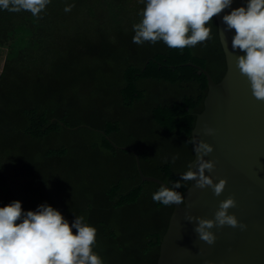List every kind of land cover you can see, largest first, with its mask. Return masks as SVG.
Masks as SVG:
<instances>
[{
	"label": "trees",
	"instance_id": "obj_1",
	"mask_svg": "<svg viewBox=\"0 0 264 264\" xmlns=\"http://www.w3.org/2000/svg\"><path fill=\"white\" fill-rule=\"evenodd\" d=\"M143 7L51 0L38 16L0 10V206L47 202L70 223L83 216L104 264H157L174 205L152 199L161 184L141 180L136 156L143 174L180 179L208 89L194 65L216 82L226 71L215 17L194 47L135 44Z\"/></svg>",
	"mask_w": 264,
	"mask_h": 264
},
{
	"label": "clouds",
	"instance_id": "obj_2",
	"mask_svg": "<svg viewBox=\"0 0 264 264\" xmlns=\"http://www.w3.org/2000/svg\"><path fill=\"white\" fill-rule=\"evenodd\" d=\"M51 0H0V10L29 11L38 16ZM141 19L133 24L135 44L163 41L170 48L194 47L210 38L212 18L226 8H231L222 16L226 30L234 29L231 50L243 52L236 56V64L242 74L251 82L253 95L264 99V0H246V4L232 8L233 0H142ZM70 11V6L65 7ZM206 135L213 129L205 128ZM188 144L197 154L196 170L191 164L180 173V179L161 184L152 193V199L165 206L185 205L184 194L179 191L187 182L195 180L198 188L211 187L215 195H220L227 183L225 178L214 182L206 174L215 168V162L206 159L213 152V145L197 140L192 135ZM177 157H172L175 162ZM170 185V186H169ZM232 196L220 201L214 219L185 213V219L195 222V232L208 244L214 243L216 236L211 229L229 225L241 230L247 225L238 221L229 208L235 207ZM73 229L76 230L73 233ZM97 229L83 216L75 215L70 223L63 214L47 202L39 204L35 210H24L22 202L14 199L0 206V264H104L103 259L93 250Z\"/></svg>",
	"mask_w": 264,
	"mask_h": 264
},
{
	"label": "water",
	"instance_id": "obj_3",
	"mask_svg": "<svg viewBox=\"0 0 264 264\" xmlns=\"http://www.w3.org/2000/svg\"><path fill=\"white\" fill-rule=\"evenodd\" d=\"M244 4L246 0H233L231 7ZM230 11L226 8L214 15L226 61L223 77L216 82L203 67L194 65L206 76L208 89L191 131L197 140L213 145V152L205 158L213 160L215 168L206 174L214 182L225 178L227 183L222 193L215 195L211 187L198 188L195 180L190 182L184 192L185 205L173 204L157 264H264V99L253 95L250 80L237 67L236 56L244 53L231 50L235 30H226L222 21ZM205 128L213 129V134L206 135ZM196 156L194 153L191 160L193 170ZM136 163L142 181L166 184L143 174L137 156ZM229 196L236 201L229 213L247 228L214 226L211 231L216 239L208 244L199 238L195 222L187 221L185 213L214 219L220 201Z\"/></svg>",
	"mask_w": 264,
	"mask_h": 264
},
{
	"label": "rangeland",
	"instance_id": "obj_4",
	"mask_svg": "<svg viewBox=\"0 0 264 264\" xmlns=\"http://www.w3.org/2000/svg\"><path fill=\"white\" fill-rule=\"evenodd\" d=\"M5 53H6V48L0 47V70H1V67H2V64H3V59H4V56H5Z\"/></svg>",
	"mask_w": 264,
	"mask_h": 264
}]
</instances>
